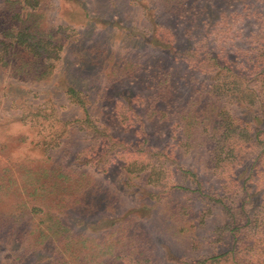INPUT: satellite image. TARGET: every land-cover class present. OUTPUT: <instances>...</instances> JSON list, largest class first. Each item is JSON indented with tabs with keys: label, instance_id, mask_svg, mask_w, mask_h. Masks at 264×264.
Segmentation results:
<instances>
[{
	"label": "rangeland",
	"instance_id": "374dc122",
	"mask_svg": "<svg viewBox=\"0 0 264 264\" xmlns=\"http://www.w3.org/2000/svg\"><path fill=\"white\" fill-rule=\"evenodd\" d=\"M22 2L31 12L41 7L32 26L55 36L44 43L47 76L37 78L41 56L0 27V264H102L119 252L140 264L264 258L255 245L264 235L263 127L243 125L216 167L215 123L248 112L213 86L232 79L204 51L196 58L170 51L202 46L205 35L213 56L243 68L247 35L259 29L255 8L195 0L182 18L169 0ZM8 15L0 0V26ZM69 87L83 93L87 112ZM49 212L99 245L66 253L41 244L38 224ZM226 224L242 234L240 249L204 262L226 247L217 238ZM144 248L151 261L138 254Z\"/></svg>",
	"mask_w": 264,
	"mask_h": 264
},
{
	"label": "trees",
	"instance_id": "16d2710c",
	"mask_svg": "<svg viewBox=\"0 0 264 264\" xmlns=\"http://www.w3.org/2000/svg\"><path fill=\"white\" fill-rule=\"evenodd\" d=\"M171 3V7L173 8V11L177 14V16H182V18H186V16L191 10L194 9V2L195 0H169ZM236 2L238 0H231V2ZM242 2H245L244 6L246 8L247 13L249 12V7L253 6L255 10L251 14L255 12V19L253 23L257 25L258 30H253L254 32H250L247 35V39L250 42V48L246 50V55L243 58V68H239V65L237 62H232L231 64L228 61L221 62L219 58L213 56L211 52H209V45H208V38L207 36L199 39L202 40V46L198 45L197 47L194 46V48H184L181 51H177L176 48H171V52L175 53L177 56L183 55V53L186 55H190L193 58H196V56H201V53L207 57V60L213 62V66L216 68H219L220 75H224L229 77V79H232L228 82H225L223 85H213L217 88V86H222L223 93L228 92L231 93L230 97L232 99L234 98L235 102L237 104H240L245 111L248 112V119L244 118H238L237 120H224L215 123V130H214V137H216L215 143H214V150H213V158L212 163L218 167L223 162L222 160V152L223 150H226L224 146H232L235 144V142H232L237 134H239L243 129V125H246L248 128L250 127L252 131L255 130L253 124L257 122V124L261 125L262 132L264 133V0H241ZM39 5V2H37ZM36 3V4H37ZM8 4V18L4 19V22L1 23V34L5 39L13 40L14 42H17L18 44H23L30 46L35 54H39L41 56L38 58L37 61H35L36 67L34 71H36L38 74L37 78L45 77L47 76V72H43L42 69V62H44L45 54L43 51H45L44 43L49 44L51 38L53 36L52 32L50 33H44L40 29L38 30L36 26H32V21L30 19H34L36 17H39L38 12L41 10L40 8H34V10L28 11L27 5L25 2H22V0H7ZM225 9V8H224ZM26 12V15H24L23 11ZM220 10H223L221 8ZM198 13L195 14V17L197 18ZM248 15V14H247ZM246 15V16H247ZM250 15V14H249ZM201 16H203L201 14ZM28 17V18H27ZM30 18V19H29ZM155 19V15H151V20ZM157 19V18H156ZM211 19V18H209ZM159 23H156L155 27L160 28ZM33 30H32V29ZM205 31V29L203 30ZM256 32V33H255ZM168 31L165 32L167 39L172 40L168 36ZM255 33V34H253ZM40 36H46L47 40L44 38H40ZM55 36V33H54ZM53 36V37H54ZM253 39V40H252ZM165 40H162V43H164ZM167 45H170L169 41H166ZM253 42V43H252ZM212 55V56H211ZM202 56L201 58H203ZM240 58V57H239ZM242 63V62H241ZM44 64V63H43ZM42 67V68H41ZM228 79V80H229ZM231 85H234V88H231ZM173 86H168L166 90H164V93L171 94L172 93ZM67 94L69 97L77 102L80 107H82L87 112V106L86 101L83 97V93L75 87H69L67 90ZM84 123L89 122V115H86V118L83 120ZM232 142V143H231ZM233 148H229L231 150ZM249 171L253 170H246L243 171V174L248 173ZM199 193H202L201 188H198L197 190ZM208 196V195H207ZM209 199L212 201L218 203V199H215L213 196H208ZM264 200V199H263ZM263 209H264V203H263ZM264 212V210H263ZM52 214V212L46 213V216L41 218L40 224H38L39 227V240L41 241V244L46 245V243L51 244L56 249H53L54 252H57V248H65L67 249L66 253H70V249L72 247H76V245H81L86 247V244L88 241L91 242V246H95L98 244V242H95V239H91L90 237H85L81 235H74L73 234V227L68 222V220H65L64 217H60V215ZM264 219V217H262ZM252 219V218H251ZM250 219V221H251ZM41 225H44L43 228ZM236 227H231L229 224L222 226L219 229L218 234V241L223 242L226 245V247L223 249L221 254L218 256H214L212 258H209L208 260H205L204 262H208L211 260H219L221 258H224L230 254H233L237 249H240V233H236L235 230ZM230 242L228 244V242ZM75 243V244H74ZM252 244V243H251ZM99 245V244H98ZM254 245V244H253ZM256 248L260 250L259 253L261 255H264V235L261 237V240L257 241ZM142 256H145L147 254V249L144 248L140 251ZM124 252H119L118 254L111 253L110 256L113 259V262L111 263H102V264H140L142 260L137 258H124L123 257ZM256 253V254H259ZM60 254V253H59ZM62 254V252H61ZM60 254V256H61ZM137 254V255H138ZM91 255L93 259L97 260L98 257H100L99 252L97 249L91 250ZM147 256V255H146ZM148 257V256H147ZM78 260V258H77ZM124 260V262H123ZM151 261V258L148 257L147 261ZM237 264H243V260H237ZM80 264L81 261L79 260ZM150 263V262H148ZM62 264H71V261L64 259L62 261ZM249 264H264V258L253 260Z\"/></svg>",
	"mask_w": 264,
	"mask_h": 264
}]
</instances>
